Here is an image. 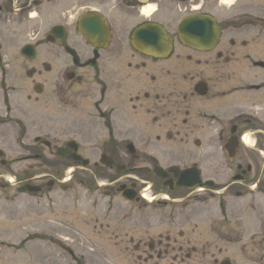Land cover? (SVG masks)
I'll return each mask as SVG.
<instances>
[{"label":"flooded vegetation","instance_id":"1","mask_svg":"<svg viewBox=\"0 0 264 264\" xmlns=\"http://www.w3.org/2000/svg\"><path fill=\"white\" fill-rule=\"evenodd\" d=\"M33 1L0 0L1 30H36L26 24L39 7ZM65 1L61 12L62 0H49V17L71 18L78 6ZM79 9L74 30L50 26L51 61L26 72L25 101L11 97L29 125L39 124L31 157L46 159L45 148L70 166L111 171L102 185L94 181L123 201L100 214L105 224L94 219L90 235L107 239L92 264H264V0H85ZM83 16L105 25L83 29ZM195 16L216 27H180ZM57 27L65 30L52 32ZM82 30L96 33L87 39ZM139 30H164L170 47L138 49ZM178 30H218L219 37L197 49L180 42ZM42 45L23 46L20 57L36 62ZM26 46L35 59L21 55ZM61 122L70 126L59 130ZM4 158L2 150V166ZM126 168L135 171L130 187ZM53 186L29 182L19 193ZM123 202L135 205V220ZM144 203L154 213L142 219ZM193 223L213 225L215 234L187 233ZM129 224L168 230L129 235Z\"/></svg>","mask_w":264,"mask_h":264},{"label":"rangeland","instance_id":"2","mask_svg":"<svg viewBox=\"0 0 264 264\" xmlns=\"http://www.w3.org/2000/svg\"><path fill=\"white\" fill-rule=\"evenodd\" d=\"M70 1L78 6L69 14L71 18L62 13L58 15L59 12L49 17V0H34L32 4L36 6L37 3L39 7L31 8L33 19L26 24L36 30H1L0 27V151H4L7 162L5 166L0 163V264H92L96 255L105 248L107 239L106 234L101 237L90 235L94 219L98 218L100 223L105 224L100 214L110 213L112 205L117 207L116 204L123 201L115 191L108 193L100 190L104 179L111 174L109 170L98 174L93 169V163L87 168L70 166V162L50 156V152L43 147L46 159L31 157V146L35 145L34 137L38 135L36 129L39 124L30 126L25 109L17 108L11 97L14 93L23 103L27 92L26 72L42 62L50 63L47 53L51 46L45 41L50 26L64 24L67 30H74L77 14L85 11L79 9L85 0ZM66 7H69V2L62 0L61 12ZM24 17L25 14L22 15ZM160 20L166 22V19ZM36 43L43 44L38 49L37 61L27 63L20 57V50L27 44ZM56 126L62 130L70 124L61 122ZM26 128L28 141L22 140ZM169 146L182 149L172 143ZM134 172L126 168L121 174L131 177L124 180L129 187L136 182ZM41 177L45 178L41 181ZM50 181L54 182L53 188H47L41 194L19 193V188L29 182L39 186L42 182ZM124 209L126 218L136 219L135 205L123 202ZM152 213V205L144 203L141 204V212L137 211V217L143 219ZM58 226L61 228L58 229ZM166 230V227H134L129 224L125 233L146 236ZM186 231L190 234H215L213 225L198 223L191 224ZM89 240L93 243H89ZM92 247L93 252L90 250ZM115 261L122 263L119 259Z\"/></svg>","mask_w":264,"mask_h":264},{"label":"water","instance_id":"3","mask_svg":"<svg viewBox=\"0 0 264 264\" xmlns=\"http://www.w3.org/2000/svg\"><path fill=\"white\" fill-rule=\"evenodd\" d=\"M91 17L83 16L79 22L80 26L83 29H88V27L92 26H98L105 24L100 21L99 18H95V20L90 19ZM99 22V23H98ZM154 27L162 28L160 25H152ZM180 27H189V28H202V27H216V23L214 20L210 17H203V16H195L184 19L180 23ZM58 30H65L63 27H57L56 29H53L52 32L58 31ZM95 30H82V34L88 39L91 36L95 35ZM136 34H139V39L141 42L140 46L137 45L136 41V47L138 49H142L143 45L145 44H152L157 43L158 44V52L162 51V45H171V39L165 34L164 30H139L136 32ZM178 36L179 40L182 43H186L194 48L201 49L202 45H213L218 41L219 32L218 30H178ZM1 49V46H0ZM21 55L29 60H33L36 57V50L33 46H26L22 49ZM84 165H87V162H84ZM107 165H111L107 164ZM33 191H37L36 189H33ZM126 196V195H125ZM128 201H133V198H129Z\"/></svg>","mask_w":264,"mask_h":264},{"label":"bare ground","instance_id":"4","mask_svg":"<svg viewBox=\"0 0 264 264\" xmlns=\"http://www.w3.org/2000/svg\"><path fill=\"white\" fill-rule=\"evenodd\" d=\"M57 228L60 229L61 227L58 226ZM53 242H54V241H53Z\"/></svg>","mask_w":264,"mask_h":264}]
</instances>
